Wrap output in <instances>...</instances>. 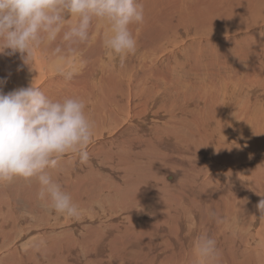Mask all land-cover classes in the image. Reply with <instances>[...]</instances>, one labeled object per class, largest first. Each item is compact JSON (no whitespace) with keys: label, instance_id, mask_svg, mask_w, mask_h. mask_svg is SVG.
I'll list each match as a JSON object with an SVG mask.
<instances>
[{"label":"bare ground","instance_id":"6f19581e","mask_svg":"<svg viewBox=\"0 0 264 264\" xmlns=\"http://www.w3.org/2000/svg\"><path fill=\"white\" fill-rule=\"evenodd\" d=\"M138 2L123 67L104 24L64 61L0 54L5 94L82 98L94 121L88 162L49 169L78 220L38 200L35 178L0 184V264H197L205 233L214 264H264V0Z\"/></svg>","mask_w":264,"mask_h":264},{"label":"clouds","instance_id":"9594fccd","mask_svg":"<svg viewBox=\"0 0 264 264\" xmlns=\"http://www.w3.org/2000/svg\"><path fill=\"white\" fill-rule=\"evenodd\" d=\"M143 22L138 0H0V54L18 52L32 67L36 52L51 49L56 60L64 61L90 41L95 25L104 24L108 34L102 47L123 67L137 50L130 25ZM58 71L65 81L72 80V69ZM5 83L0 80V89ZM93 138L94 121L82 98L53 100L33 84L7 94L0 90V184L35 178L38 200L61 216L78 220L80 209L49 169L70 156L87 163ZM257 209L264 220V199ZM210 216L223 223L217 213ZM194 249L197 264H214L219 255L216 240L207 233L197 238Z\"/></svg>","mask_w":264,"mask_h":264},{"label":"rangeland","instance_id":"374dc122","mask_svg":"<svg viewBox=\"0 0 264 264\" xmlns=\"http://www.w3.org/2000/svg\"><path fill=\"white\" fill-rule=\"evenodd\" d=\"M32 234V235H31ZM32 236H35L32 232L31 233H29V238H31ZM27 251V249L26 248H24L23 249V252H26Z\"/></svg>","mask_w":264,"mask_h":264}]
</instances>
